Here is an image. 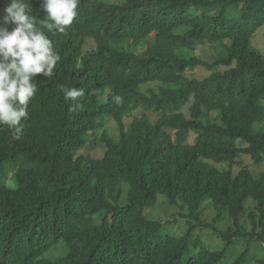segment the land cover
<instances>
[{"label":"trees","instance_id":"16d2710c","mask_svg":"<svg viewBox=\"0 0 264 264\" xmlns=\"http://www.w3.org/2000/svg\"><path fill=\"white\" fill-rule=\"evenodd\" d=\"M41 2L29 0L38 19ZM77 12L65 33H47L61 60L35 80L19 138L0 126V264H249L264 244V171L233 168L242 156L264 165V54L252 44L264 0H80ZM225 41L226 55H192ZM197 69L209 74L190 77ZM60 85L84 90L78 107ZM97 141L101 158L86 154ZM160 196L188 211L184 235L148 219ZM205 200L215 223L231 221L211 225L221 249L195 232ZM239 241L246 251L232 258Z\"/></svg>","mask_w":264,"mask_h":264},{"label":"clouds","instance_id":"9594fccd","mask_svg":"<svg viewBox=\"0 0 264 264\" xmlns=\"http://www.w3.org/2000/svg\"><path fill=\"white\" fill-rule=\"evenodd\" d=\"M80 0H42L43 19L31 14L29 0H7L0 13V126L14 130L18 139L22 119L37 94L39 75L52 77L61 56L47 33H65L78 16ZM47 30V31H45ZM65 102L78 107L82 88L60 85ZM117 105L121 96L114 97Z\"/></svg>","mask_w":264,"mask_h":264},{"label":"rangeland","instance_id":"374dc122","mask_svg":"<svg viewBox=\"0 0 264 264\" xmlns=\"http://www.w3.org/2000/svg\"><path fill=\"white\" fill-rule=\"evenodd\" d=\"M230 41L225 42H213V43H204L197 46L196 51L192 54L194 56H198L206 61H211L218 56L226 55L227 46L230 45ZM252 44L255 48H257L260 52L264 54V27L259 29L255 34ZM96 47V44L93 40H89L87 45L85 46V51H91ZM209 72L203 71L202 69H197L195 72L189 74L190 77L202 79L207 76ZM188 113V108L185 110ZM138 115H140L138 113ZM150 118L155 121L158 116L152 113H148ZM214 115V114H213ZM215 117V116H214ZM110 120V119H108ZM133 121V118H128L125 120L127 126ZM107 129L114 137H118L120 134L119 127L113 121H109L106 125ZM102 130L99 131V136L102 135ZM193 138H191V142H193ZM239 145L243 146V142L239 141ZM104 150L99 146L98 141L95 145L91 146L86 154L92 155L94 158H101L103 156ZM242 167H249L254 173L258 174L264 171L263 166H257L254 164V161L250 156H242L238 159V164L234 166L233 171L237 174ZM127 192V185L123 186ZM126 193H124L125 195ZM256 207V202L253 200H249L246 203V208L248 212L254 210ZM249 212V213H250ZM145 213L148 219L152 221H162L166 223V232L173 236L184 235L187 232L189 225L187 219L183 217V215H187V210H182V207L174 206L169 203L166 197L160 196L158 202L150 207H147ZM257 223H259V213H257ZM247 215L244 218L243 223L246 225L248 232H253L254 225L252 220ZM217 217V208L210 200H205L202 203L201 210V220L204 222V227H198L195 232L197 236H200L204 242V245L209 249H221L224 246L222 239L219 237L217 231L212 228L211 225H214L219 231H226L231 226V221L228 215L224 214L222 219L218 222H214V219ZM259 225V224H258ZM210 226V227H208ZM258 232H262V228L258 227ZM246 244L242 241H239L237 245L233 249L232 258L240 255L242 252L246 251ZM62 251H55L54 255H60ZM264 260V244H252L250 248V261L249 264H258V261Z\"/></svg>","mask_w":264,"mask_h":264}]
</instances>
